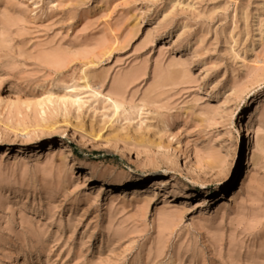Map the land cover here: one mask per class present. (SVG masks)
<instances>
[{"label":"rangeland","instance_id":"1","mask_svg":"<svg viewBox=\"0 0 264 264\" xmlns=\"http://www.w3.org/2000/svg\"><path fill=\"white\" fill-rule=\"evenodd\" d=\"M0 264H264V0H0Z\"/></svg>","mask_w":264,"mask_h":264},{"label":"bare ground","instance_id":"2","mask_svg":"<svg viewBox=\"0 0 264 264\" xmlns=\"http://www.w3.org/2000/svg\"><path fill=\"white\" fill-rule=\"evenodd\" d=\"M113 104L115 105V109L116 111L119 108V103L117 102H113ZM249 131V129L247 128V132ZM83 135H80L76 140L77 143L81 144L84 142L89 141L90 139L95 141V146H99V147H103V148H107L112 150V152L114 153H121L125 151V146H126V142L122 139L119 138L117 136H113V135H105L103 134L101 131H94L92 129H90L89 131H84L82 133ZM250 137V135H249ZM250 146V141L248 143V147ZM65 152L69 153L67 155L68 158L72 157V154L70 155V149L67 147L65 149ZM72 163V166L74 167L75 164L72 160H70ZM188 170H190L189 168H187ZM153 177V174H148L145 176H142L140 178L138 177H134L133 175H128L124 178H121L115 182H108L111 183V187L113 188H122L125 187L126 185H130L132 183H136V184H141V183H145L146 181L150 180ZM199 185L201 183H198ZM184 198H187L189 196V194H184ZM202 200V199H200ZM204 201V199H203Z\"/></svg>","mask_w":264,"mask_h":264}]
</instances>
